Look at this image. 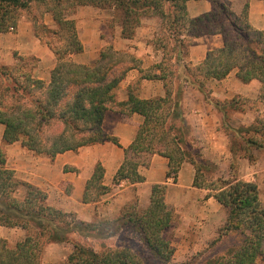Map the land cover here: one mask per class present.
I'll list each match as a JSON object with an SVG mask.
<instances>
[{"label":"trees","instance_id":"trees-1","mask_svg":"<svg viewBox=\"0 0 264 264\" xmlns=\"http://www.w3.org/2000/svg\"><path fill=\"white\" fill-rule=\"evenodd\" d=\"M187 1L0 0V32H7L25 14L34 24L35 35L56 58L48 83L32 76L35 58L16 56L13 64L0 62L3 143L19 141L36 155L49 158L107 140L118 144L116 138L109 137L101 128L105 112L116 108L138 113L143 116V122L133 142L124 149V159L113 177V185L122 180L142 182L144 178L138 166L147 165L152 154L168 158L167 178L175 179L181 164L190 162L195 168L193 186L208 190L207 196H213L228 214L207 251L180 264H255L264 254V206L257 184L234 176L205 177L204 172L211 165L197 148L185 119L183 93L185 86L196 88L205 102L216 107L222 114L230 153L254 162L256 152L264 148V112L249 125L233 127L232 114L244 109L249 100H216L210 96L206 82L221 80L235 71L243 83L253 79L260 82L259 99L264 103V30L248 24L249 0L244 1L239 13L231 9L228 1L208 0L209 12L186 21ZM85 5L112 9L120 35L125 39L134 37L143 18L158 17L161 28L171 33L168 36L174 44L170 51H176L175 61L179 65L174 70L167 69L161 61L143 70L132 54L116 50L112 45L104 46L91 64L71 60V54L83 51L73 14ZM45 13L52 15L54 28L44 24ZM213 33L222 35L221 47L208 51L197 65L183 60L193 38ZM131 68L139 69L142 78L165 80L164 96L141 99L129 88L127 99L115 102V91ZM174 73L179 84L172 91L171 82L166 79ZM102 177L103 167L97 163L86 183L83 203L97 202L110 189L102 184ZM20 187L24 193L18 196ZM167 188L168 181L153 185L147 207H137L134 200L132 210L115 218L120 223L109 236L126 226L137 234L144 251L128 242L94 250L71 238V234L87 235L93 226L76 220L73 213L49 205L47 193L41 188L18 180L14 171L5 167V153L0 148V225L26 231L25 237L13 247L0 238V264H40L45 246L52 243L72 245L65 264H150L149 261L176 264L172 263L175 248L166 237L174 220L165 200ZM105 229H95L93 236L99 237Z\"/></svg>","mask_w":264,"mask_h":264},{"label":"crops","instance_id":"crops-1","mask_svg":"<svg viewBox=\"0 0 264 264\" xmlns=\"http://www.w3.org/2000/svg\"><path fill=\"white\" fill-rule=\"evenodd\" d=\"M225 1L230 2L235 13H239L245 0ZM210 10L211 3L208 0H189L186 2V21ZM73 19L83 44L82 52L70 55L75 62L93 63L105 45L131 53L143 70L166 60L162 48L154 46L148 40L153 33L142 29L145 25L155 24L160 27L158 18H143L133 39L121 37L120 27L113 25L112 9L81 6L73 14ZM43 22L49 28L55 27L50 13L44 14ZM247 22L254 29L264 30V0H249ZM222 44L220 33L195 37L183 60L197 65L203 61L208 51L219 48ZM16 56L35 58L31 69L32 76L45 83L49 82L51 70L56 64L55 55L35 35L34 24L25 14L19 16L13 30L0 32V62L13 64ZM176 56L172 61H175ZM173 63L179 65L176 61ZM156 71L159 73V70ZM164 82L163 79L142 78L139 69L131 68L115 91V102L125 101L129 88H133L141 99L162 97L165 94ZM206 87L210 90V96L221 102H229L234 98L249 100L244 109L234 113L238 121L230 122L233 127L249 125L257 115L264 112V103L259 99L260 82L256 79L243 83L236 77L235 71H232L221 80H208ZM184 105L185 119L191 126L195 144L206 160L217 165V175L255 182L264 206V148L256 152L257 158L254 162L232 155L229 138L221 122V112L205 102L203 95L191 86L184 87ZM143 119L142 115L135 112H121L116 108L107 110L101 128L106 135L116 138L118 144L107 140L82 146L75 151L68 150L53 158L36 155L19 141L4 144V126L0 124V148L5 153V167L13 170L18 180L44 190L48 204L64 212L75 213L82 219L94 216L97 208L101 206L116 215L120 208L133 199L137 200L139 207L145 208L149 204L152 186L168 181L165 200L174 216L172 229L170 228L175 233L172 240L175 245L173 257L184 260L202 244L214 240L218 230L226 222L228 212L213 196H207L208 190L193 186L195 168L190 162L181 164L175 179L167 178L169 160L159 154H152L147 165L138 166V172L144 178L142 182L122 180L118 185H113V177L124 159V149L135 139ZM97 163L103 167L102 184L110 189L97 202L83 203L86 183ZM23 193L24 188L20 187L18 196ZM25 235L26 231L20 227L0 225V238L7 240L10 247Z\"/></svg>","mask_w":264,"mask_h":264},{"label":"rangeland","instance_id":"rangeland-1","mask_svg":"<svg viewBox=\"0 0 264 264\" xmlns=\"http://www.w3.org/2000/svg\"><path fill=\"white\" fill-rule=\"evenodd\" d=\"M158 18V17H154ZM159 19V18H158ZM113 25H118L119 22L116 19H113ZM160 27L154 25H145V28L142 29H148L150 32L153 33V36L150 34V37L148 38L149 42L154 44V46L158 48H162L161 50L164 52V58L166 59L164 63V66H167V69H175L177 66L175 61H172L176 52H171V48L173 46V42L171 40V37L169 38L168 34L169 31L164 30L161 28V21ZM185 23V22H184ZM147 26V27H146ZM157 28V29H156ZM147 30V31H148ZM133 39V38H131ZM106 46V45H105ZM165 47V48H164ZM131 54V53H130ZM168 81L171 82L170 88L172 91H175V89L178 86L179 79L176 77V73H174L172 76H169ZM184 112H186L185 105L183 106ZM232 114V122L234 123L237 120V116H233ZM208 161V160H207ZM211 165V167L204 172L205 177L207 179H210L211 176L217 175V165L213 162L208 161ZM219 171V170H218ZM214 172V173H213ZM213 173V174H212ZM219 176V175H218ZM134 199L129 201L126 205H124L122 208H120L119 212L115 215V213H110L108 209H106L105 206H101L99 209L97 208L95 215L87 218H79L77 214L74 213V216L76 217V220H82L85 223H88L92 225V229L88 230L86 232L87 235H81V234H71V238L73 240L79 241L83 243L84 245H89L94 250H100L101 248H107L112 245H117L119 242L121 244L123 243H129L134 248L139 249L140 251H144L138 244L137 241V234L132 232L130 229H128L126 226L121 228L118 232L116 231L113 236H109L112 231L116 229V227L119 225L120 222L115 221V218L119 216L122 213H126L129 210L133 209V203ZM51 205V204H49ZM53 206V205H52ZM137 207L138 203H137ZM141 208V207H139ZM100 228H108L107 231L105 229V233H101L99 237H94L93 234H95L97 231L95 229ZM172 229V228H171ZM168 230L166 232V237L171 241L172 246L175 248V245L172 243L173 238H175L174 230ZM85 232V231H84ZM118 233V234H117ZM117 234V235H115ZM6 242H8L6 240ZM211 243V242H210ZM210 243L202 244L197 250H195L192 255L189 256L187 259H180V257H172V263L180 264L183 262H187L189 260H192L194 258H197V255H200L201 253H205L210 245ZM9 244V242H8ZM12 245V244H10ZM72 250V245L70 243H61V244H48L45 246L44 251L42 253L40 264H65V261L67 259V256L69 255L70 251ZM181 254V251L178 252V255ZM146 257V256H145ZM151 264V262L149 261ZM255 264H264V254L258 258L257 263Z\"/></svg>","mask_w":264,"mask_h":264},{"label":"built area","instance_id":"built-area-1","mask_svg":"<svg viewBox=\"0 0 264 264\" xmlns=\"http://www.w3.org/2000/svg\"><path fill=\"white\" fill-rule=\"evenodd\" d=\"M9 29H10V30H13V27H10Z\"/></svg>","mask_w":264,"mask_h":264}]
</instances>
